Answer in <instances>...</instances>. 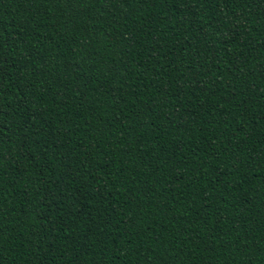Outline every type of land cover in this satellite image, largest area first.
<instances>
[{
  "label": "trees",
  "instance_id": "1",
  "mask_svg": "<svg viewBox=\"0 0 264 264\" xmlns=\"http://www.w3.org/2000/svg\"><path fill=\"white\" fill-rule=\"evenodd\" d=\"M0 264H264V0H0Z\"/></svg>",
  "mask_w": 264,
  "mask_h": 264
}]
</instances>
